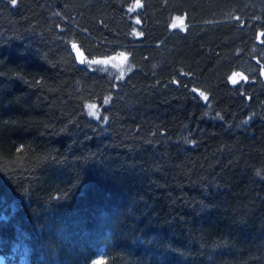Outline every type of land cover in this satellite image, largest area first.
Returning <instances> with one entry per match:
<instances>
[{"label":"trees","instance_id":"1","mask_svg":"<svg viewBox=\"0 0 264 264\" xmlns=\"http://www.w3.org/2000/svg\"><path fill=\"white\" fill-rule=\"evenodd\" d=\"M136 2L0 0V253L264 264V0Z\"/></svg>","mask_w":264,"mask_h":264},{"label":"rangeland","instance_id":"2","mask_svg":"<svg viewBox=\"0 0 264 264\" xmlns=\"http://www.w3.org/2000/svg\"><path fill=\"white\" fill-rule=\"evenodd\" d=\"M179 17L180 19L183 20V24L181 25L179 23V21L176 20V18ZM173 22H176L177 23V27L176 28H172V30H181V31H186L187 28H188V25L186 23V18L185 16H182V15H175L173 16L172 18V22H171V25ZM252 52H253V58L251 59H248L246 61H244L241 65V71H239L238 73L236 74H239L236 76L237 79H243L242 77H246L248 75H251L255 72H259L261 69V65L264 64V41H261L259 43H256L253 48H252ZM79 54L81 55V52H79ZM126 55V54H125ZM105 60L108 61V63H113L115 65H126V62H127V59L124 60L120 54L118 55H115V56H112L110 58H106ZM90 105H94L95 107L92 108V107H89ZM88 110H89V113H94V117H97L99 115V110H98V107L96 104L94 103H89L88 104ZM190 131V126L186 128V134ZM106 255H107V249L105 246H100L98 249H97V254H96V257L90 262V264H95L96 261H102L103 264H105L106 262Z\"/></svg>","mask_w":264,"mask_h":264},{"label":"snow or ice","instance_id":"3","mask_svg":"<svg viewBox=\"0 0 264 264\" xmlns=\"http://www.w3.org/2000/svg\"><path fill=\"white\" fill-rule=\"evenodd\" d=\"M140 7V0H137L136 2V5H135V8H139ZM177 21H179V23L182 25L183 24V20L180 19L179 17L176 18ZM140 21L137 20V23H139ZM172 28H176L177 27V23L176 22H173L172 25H171ZM137 35H142V33H137ZM73 48H77V45L76 44H73L72 45ZM120 56L126 60L127 59V56L124 54V53H121ZM81 62L83 63V60H81ZM91 63L93 64H98V63H108L107 60H103V61H100V60H93L91 61ZM115 66V65H114ZM237 75L239 74H236L234 73L232 77H230V80H231V83L232 84H236L238 81L237 79L235 78ZM121 76H123V73H121ZM244 79H246V77H242ZM200 97H202L205 101H207L209 99V97L204 93V92H200L199 93ZM107 102V101H106ZM89 107H92L94 108L95 106L94 105H90ZM91 115H94V113H90ZM95 264H103L102 261H96Z\"/></svg>","mask_w":264,"mask_h":264}]
</instances>
